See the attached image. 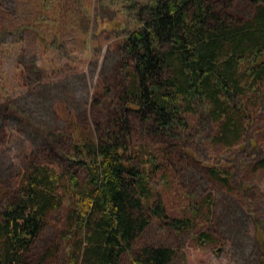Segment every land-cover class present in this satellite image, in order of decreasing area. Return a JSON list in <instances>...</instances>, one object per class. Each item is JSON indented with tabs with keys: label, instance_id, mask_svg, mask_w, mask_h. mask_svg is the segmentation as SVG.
Listing matches in <instances>:
<instances>
[{
	"label": "rangeland",
	"instance_id": "rangeland-1",
	"mask_svg": "<svg viewBox=\"0 0 264 264\" xmlns=\"http://www.w3.org/2000/svg\"><path fill=\"white\" fill-rule=\"evenodd\" d=\"M218 3L235 20L248 19L253 10L249 0ZM122 5V0H0V205L31 162H57L82 177L83 169L66 159L71 139L76 133L112 134L121 117L128 144L150 157L151 184L165 212L191 219L180 234L146 210L150 222L132 254L146 244L172 247L174 264H261L264 169L254 166L259 154L250 141L264 144V98L244 140L230 149L209 141L211 125L200 111L185 131L170 135L141 121L119 102L120 70L132 65L120 48L133 24ZM211 167L230 178L222 183L209 173ZM206 198L210 202L197 212ZM65 214V208L52 213L33 246L34 255L47 252L41 264H68ZM116 264H131L129 256Z\"/></svg>",
	"mask_w": 264,
	"mask_h": 264
},
{
	"label": "trees",
	"instance_id": "trees-1",
	"mask_svg": "<svg viewBox=\"0 0 264 264\" xmlns=\"http://www.w3.org/2000/svg\"><path fill=\"white\" fill-rule=\"evenodd\" d=\"M249 1L251 16L240 21L218 0H122L133 19L120 45L132 61L129 70H120L123 108L169 135L185 131L200 111L213 145L230 149L243 141L264 98V1ZM113 127L112 134L76 133L71 139L66 159L83 169L82 177L57 162L30 163L0 205V264H41L47 252L34 255L33 246L48 217L64 208L68 264H116L123 254L131 264H174L169 246L140 245L132 254L150 222L147 211L180 234L191 219L165 212L151 184L150 157L128 144L124 118ZM250 142L259 154L254 166L264 169V144ZM209 170L222 183L231 176ZM205 202L210 199L194 209Z\"/></svg>",
	"mask_w": 264,
	"mask_h": 264
}]
</instances>
